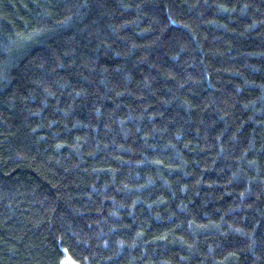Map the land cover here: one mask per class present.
Segmentation results:
<instances>
[{
	"label": "trees",
	"instance_id": "obj_1",
	"mask_svg": "<svg viewBox=\"0 0 264 264\" xmlns=\"http://www.w3.org/2000/svg\"><path fill=\"white\" fill-rule=\"evenodd\" d=\"M264 264V0H0V264Z\"/></svg>",
	"mask_w": 264,
	"mask_h": 264
},
{
	"label": "rangeland",
	"instance_id": "obj_2",
	"mask_svg": "<svg viewBox=\"0 0 264 264\" xmlns=\"http://www.w3.org/2000/svg\"><path fill=\"white\" fill-rule=\"evenodd\" d=\"M63 264H74L70 259L66 258L63 261Z\"/></svg>",
	"mask_w": 264,
	"mask_h": 264
}]
</instances>
